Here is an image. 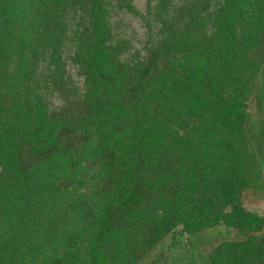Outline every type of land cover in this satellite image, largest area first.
<instances>
[{
  "label": "trees",
  "instance_id": "trees-1",
  "mask_svg": "<svg viewBox=\"0 0 264 264\" xmlns=\"http://www.w3.org/2000/svg\"><path fill=\"white\" fill-rule=\"evenodd\" d=\"M171 4L128 60L107 0H0V264H142L170 235L194 264H264V0ZM66 47L85 91L51 109Z\"/></svg>",
  "mask_w": 264,
  "mask_h": 264
},
{
  "label": "rangeland",
  "instance_id": "rangeland-1",
  "mask_svg": "<svg viewBox=\"0 0 264 264\" xmlns=\"http://www.w3.org/2000/svg\"><path fill=\"white\" fill-rule=\"evenodd\" d=\"M159 0H107L110 10V22L114 41H124L127 43L122 54L123 59L137 60L147 54V49L156 43L160 37V19ZM193 0H172L168 13L179 14L180 8L192 2ZM210 1V8L214 9L221 0H196ZM128 5H131L129 8ZM69 47L65 48L66 74L60 88H56L50 81L42 83V90L51 109L71 106L78 108L80 98L85 91L84 74L73 58ZM45 69V67H44ZM44 75H46L44 73ZM246 206L254 211L264 212V192L259 190L249 191L245 197ZM187 235L181 236L180 239ZM232 237L234 233L217 230L213 233L212 239L221 241L225 237ZM171 235L167 237L162 244L155 249L151 257L142 264L162 256H168L166 264H194V258L191 257L189 249L183 252L178 250L172 243ZM204 243L198 248L202 251L210 249L211 244ZM198 249H195L197 252Z\"/></svg>",
  "mask_w": 264,
  "mask_h": 264
}]
</instances>
